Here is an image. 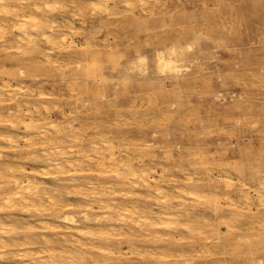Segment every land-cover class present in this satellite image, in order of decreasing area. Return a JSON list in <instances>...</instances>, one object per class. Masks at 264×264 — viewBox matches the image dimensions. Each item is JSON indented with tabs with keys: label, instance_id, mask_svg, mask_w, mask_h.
I'll use <instances>...</instances> for the list:
<instances>
[{
	"label": "clouds",
	"instance_id": "obj_1",
	"mask_svg": "<svg viewBox=\"0 0 264 264\" xmlns=\"http://www.w3.org/2000/svg\"><path fill=\"white\" fill-rule=\"evenodd\" d=\"M0 264H264V0H0Z\"/></svg>",
	"mask_w": 264,
	"mask_h": 264
}]
</instances>
